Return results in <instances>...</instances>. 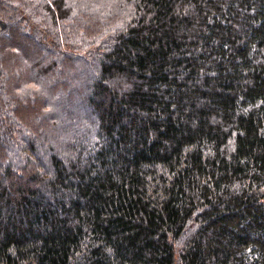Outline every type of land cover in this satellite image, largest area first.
<instances>
[{
  "label": "trees",
  "instance_id": "obj_1",
  "mask_svg": "<svg viewBox=\"0 0 264 264\" xmlns=\"http://www.w3.org/2000/svg\"><path fill=\"white\" fill-rule=\"evenodd\" d=\"M0 264H264V0H0Z\"/></svg>",
  "mask_w": 264,
  "mask_h": 264
}]
</instances>
